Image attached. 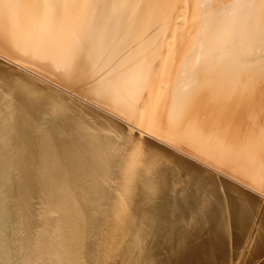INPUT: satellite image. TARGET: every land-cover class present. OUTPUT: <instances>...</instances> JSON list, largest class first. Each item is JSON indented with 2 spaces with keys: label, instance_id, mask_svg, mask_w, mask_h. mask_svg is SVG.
I'll return each mask as SVG.
<instances>
[{
  "label": "bare ground",
  "instance_id": "bare-ground-1",
  "mask_svg": "<svg viewBox=\"0 0 264 264\" xmlns=\"http://www.w3.org/2000/svg\"><path fill=\"white\" fill-rule=\"evenodd\" d=\"M0 264H264V0H0Z\"/></svg>",
  "mask_w": 264,
  "mask_h": 264
},
{
  "label": "rangeland",
  "instance_id": "rangeland-1",
  "mask_svg": "<svg viewBox=\"0 0 264 264\" xmlns=\"http://www.w3.org/2000/svg\"><path fill=\"white\" fill-rule=\"evenodd\" d=\"M34 106V108H35V110L34 111H36L35 112V114H40V112L42 111V109H40V108H37V106L36 105H33ZM38 106H40V105H38ZM33 108V107H32ZM32 120H33V122L35 123V126H34V128H33V133H37V135H43L44 133H46V131H47V129L48 128H46L47 126H48V124H46V123H40L41 122V120H40V122H39V120H37L38 119V117H36V116H34L33 114H32ZM26 118V120H27V117H25ZM31 120V121H32ZM29 122V121H28ZM40 125H41V127H40ZM41 128V129H40ZM46 130V131H45Z\"/></svg>",
  "mask_w": 264,
  "mask_h": 264
},
{
  "label": "water",
  "instance_id": "water-1",
  "mask_svg": "<svg viewBox=\"0 0 264 264\" xmlns=\"http://www.w3.org/2000/svg\"><path fill=\"white\" fill-rule=\"evenodd\" d=\"M8 212V211H7Z\"/></svg>",
  "mask_w": 264,
  "mask_h": 264
}]
</instances>
